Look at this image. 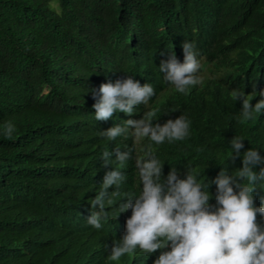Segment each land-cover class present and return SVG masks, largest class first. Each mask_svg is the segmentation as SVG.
<instances>
[{
  "label": "trees",
  "instance_id": "16d2710c",
  "mask_svg": "<svg viewBox=\"0 0 264 264\" xmlns=\"http://www.w3.org/2000/svg\"><path fill=\"white\" fill-rule=\"evenodd\" d=\"M139 34L155 45L146 72L125 58V40ZM184 41L194 44L201 83L180 95L163 83L158 60L171 50L184 59ZM120 71L157 93L131 119L154 112L153 123L163 125L184 114L190 127L184 140L171 143L122 136L120 151L132 149L133 157L123 166L119 194H139L136 160L148 153L164 164V177L174 167L184 178L189 169L201 184L222 168L235 174L242 167V156L228 160L235 135L245 139L242 152L252 147L264 157V112L240 123L242 101L232 96L234 89H264V0H0V264H65L78 257L75 251L87 256L72 264H153L158 258L162 250L145 257L137 249L107 260L131 210L119 214L108 204L109 219L90 244L69 222L74 206L83 208L82 170L100 151L86 140L96 126L85 105L101 78ZM7 122L14 126L11 139L3 134ZM257 186L259 207L264 182ZM207 191L215 205L216 186ZM257 222L264 225V217L257 214Z\"/></svg>",
  "mask_w": 264,
  "mask_h": 264
},
{
  "label": "clouds",
  "instance_id": "9594fccd",
  "mask_svg": "<svg viewBox=\"0 0 264 264\" xmlns=\"http://www.w3.org/2000/svg\"><path fill=\"white\" fill-rule=\"evenodd\" d=\"M170 37L177 41L175 31H171ZM142 41L134 50L130 65L141 66L146 72L155 45L152 39ZM182 49L184 59L171 50L158 60L163 83L180 95L187 94L190 86L201 83L197 75L200 61L194 44L184 41ZM135 79L123 71L101 78L97 90H92V101L85 105L96 126L86 140L96 144L100 151L82 170L83 191L78 190V201L83 208L74 206L69 221L80 232L74 234L90 244L93 233L102 228V221L109 219V204L112 210L118 207L119 214L131 210V216L122 217L124 225L120 231L124 233L110 243L107 260L117 261L138 249L145 257L162 250L153 264H264V225L257 222V214L264 217V197L261 206L256 207L253 195L257 185L264 182V157L252 147L242 152L245 139L240 136L235 135L228 141L232 149L228 160L242 156V167L235 174L222 168L213 180L201 184L191 170L181 178L173 167L164 177V164L148 153L146 158L136 160L141 182L139 194H119L126 179L123 166L133 157L132 149L120 151L122 136L131 134L149 138L156 144L171 143L184 140L190 127L184 114L163 125L153 123L158 121L154 119V112L131 119L139 105H148L157 94L152 84L141 85ZM232 96L235 101H242L240 123L264 112V89L257 91L254 85L249 94L244 89H234ZM257 96L260 99L253 106L252 100ZM13 131L14 126L7 122L4 136L11 139ZM110 141L108 150H102V143ZM257 166L258 172L254 171ZM211 184L216 186L215 205L209 203L213 199V194L207 191ZM112 187L115 190L111 192ZM88 230L92 231L91 235ZM75 252L78 257L65 264L87 256V252Z\"/></svg>",
  "mask_w": 264,
  "mask_h": 264
},
{
  "label": "rangeland",
  "instance_id": "374dc122",
  "mask_svg": "<svg viewBox=\"0 0 264 264\" xmlns=\"http://www.w3.org/2000/svg\"><path fill=\"white\" fill-rule=\"evenodd\" d=\"M142 42L143 41H142V37H140V34L137 36V39H133V38H129L128 37L125 40V43H126L127 48H128L129 51L132 50V49L136 50V48L138 47V45L140 43H142ZM128 52L125 54V58H129V59H131V61L134 60V52H133V55L131 54L130 56L128 55Z\"/></svg>",
  "mask_w": 264,
  "mask_h": 264
}]
</instances>
